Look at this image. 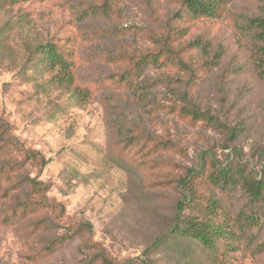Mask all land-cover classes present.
I'll use <instances>...</instances> for the list:
<instances>
[{"label":"rangeland","instance_id":"1","mask_svg":"<svg viewBox=\"0 0 264 264\" xmlns=\"http://www.w3.org/2000/svg\"><path fill=\"white\" fill-rule=\"evenodd\" d=\"M259 15L263 0H226L213 18L180 0H0V264H264V223L236 250L170 235L179 180L200 163L186 216L202 219L212 191L228 221L252 208L208 174L264 165V69L247 31ZM46 43L69 54L70 87ZM27 151L50 159L41 172ZM27 175L46 187L30 192Z\"/></svg>","mask_w":264,"mask_h":264},{"label":"trees","instance_id":"2","mask_svg":"<svg viewBox=\"0 0 264 264\" xmlns=\"http://www.w3.org/2000/svg\"><path fill=\"white\" fill-rule=\"evenodd\" d=\"M185 12L192 18L196 17H215L218 15L219 7L226 0H180ZM264 1V0H263ZM247 31L250 33L252 49L260 66L264 69V16H253L247 19ZM167 44V42H166ZM209 40L202 41L196 38L190 42V46L199 47L207 51ZM42 54V59L46 66L51 69H57L53 80L59 86L70 87L74 80L73 62L68 58L69 54L60 51L54 43L41 44L37 47ZM76 97L82 98L86 93L81 88L75 87ZM189 112V111H187ZM194 113H200L195 111ZM27 155L35 158L38 163L39 172H41L50 159L39 156L37 152L27 151ZM13 167L20 163L17 161L11 163ZM214 171L208 174L210 182L217 188H228L232 190L237 185L240 191H243L248 198L251 209L243 207L236 216L229 220L228 212L221 207V201L214 191L206 200V205L202 212V219L195 216H186L185 211L191 203L198 202V193L196 192L194 180L203 177L205 172L204 165L200 163L196 168L188 171L186 175L180 178L179 184L182 189V199L176 203V215L172 219L171 236H182L196 241L206 249H216L217 243L223 239L231 249H238V242L249 238L256 226L264 223V165L257 174L248 173L244 166L234 164L223 165L214 164ZM25 182L32 193H40L45 184L37 177L27 175ZM225 188V189H226ZM26 204V203H25ZM24 204V205H25ZM187 207V208H186ZM222 211L221 216H218ZM228 216L223 218V216ZM217 218V219H216ZM169 234L158 238L155 246L167 243ZM258 243V242H257ZM259 248H264V241L259 243ZM103 260L106 264H114L111 259L104 255ZM145 264H152L145 261Z\"/></svg>","mask_w":264,"mask_h":264}]
</instances>
